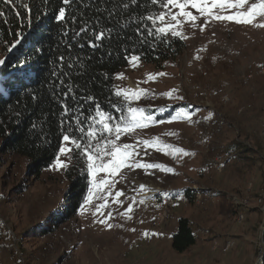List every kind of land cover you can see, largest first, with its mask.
I'll list each match as a JSON object with an SVG mask.
<instances>
[{
	"label": "rangeland",
	"instance_id": "374dc122",
	"mask_svg": "<svg viewBox=\"0 0 264 264\" xmlns=\"http://www.w3.org/2000/svg\"><path fill=\"white\" fill-rule=\"evenodd\" d=\"M203 24L200 18L195 28L182 25L179 55L157 64L128 62L114 77L116 90H147L131 106L150 110L154 121L119 143L158 137L189 154L149 147L145 155L141 144L137 159L174 171L121 169L112 192H124L123 203L109 198L103 215H94L104 203L94 200L51 222L69 203L67 169H55L56 156L36 180L25 158L0 153V264H264V28L212 21L201 30ZM5 54L0 49V60ZM149 73L166 75L145 82ZM180 108L190 119L168 122ZM60 158L70 166L72 158ZM182 188L195 191L192 202L178 194ZM133 197L127 219L120 213ZM108 211L111 229L96 222ZM180 216L196 238L182 253L169 239Z\"/></svg>",
	"mask_w": 264,
	"mask_h": 264
},
{
	"label": "trees",
	"instance_id": "16d2710c",
	"mask_svg": "<svg viewBox=\"0 0 264 264\" xmlns=\"http://www.w3.org/2000/svg\"><path fill=\"white\" fill-rule=\"evenodd\" d=\"M60 7H65L63 21L55 18ZM161 10L147 0L138 4L72 0L67 6L63 0H0V49L6 52L0 64V153L25 158L30 176L37 180L57 156L61 134L67 130L62 121L74 126L72 116L83 120L80 114H92L95 103L111 113L114 121L124 115L125 103L113 93L116 73L128 64L125 56L138 55L145 63L157 64L179 55L185 47L181 38L147 36L139 18ZM82 28L84 32L74 36ZM99 32H104L103 39L94 41ZM89 95L94 102L86 99ZM63 105L70 109L67 115ZM78 157V152L72 154L66 170L69 203L51 222L73 216L87 195L84 160ZM194 192L182 188L178 194L192 202ZM195 241L189 220L180 216L171 234V248L182 253Z\"/></svg>",
	"mask_w": 264,
	"mask_h": 264
},
{
	"label": "snow or ice",
	"instance_id": "6c2138e0",
	"mask_svg": "<svg viewBox=\"0 0 264 264\" xmlns=\"http://www.w3.org/2000/svg\"><path fill=\"white\" fill-rule=\"evenodd\" d=\"M4 2L8 3L10 0H4ZM71 2L72 0H63L65 6ZM131 3L138 4V0H131ZM147 3L162 9L158 13L148 14L139 18V23L143 25L147 36L156 39L163 40L168 36L172 38H184L180 30L182 25L190 23L195 28L200 18L204 20V24L200 25L201 30L212 21H227L264 28V0H255V2L253 0H147ZM24 7L27 8L28 6L25 5ZM123 7L127 8L128 4H124ZM193 10L198 15L194 14ZM55 18L59 21L65 19V7H60L59 13ZM108 31L110 32V30ZM136 31L140 32V27H137ZM82 32H84L83 28L80 32H76L74 36H79ZM103 37L104 32L95 33L94 41H101ZM19 42L17 41L16 43ZM141 43H144V41L141 40ZM9 50L11 51V49ZM125 59L128 60L130 65L135 67L138 65L140 57L138 55H126ZM3 63L4 61L0 60V64ZM163 75H166V73H149L145 82L153 81L157 76ZM117 76L121 78L123 74L119 73ZM70 91H72L71 88H69ZM175 91V89L170 90L164 93V95L171 96ZM146 94L147 90L139 87L136 89H117L113 95L123 99L126 112L115 121L112 114L103 110L98 103H95L92 114H80L83 116V120L75 115L72 116L71 121L75 122L74 126L71 122L62 121L67 130L61 134L62 139L59 142L60 146L54 162L55 169L59 171L69 168V164L62 160L61 156H68L71 159L72 154L78 152V158H83L84 168L82 170L86 172L88 177V186L87 195L83 197V203L80 205L82 210H86V207L92 204L94 200L103 199L104 203L97 204L96 212L93 213L94 215L97 213L103 215L102 210L108 206L109 198H111V202L113 203H123L119 198L125 195L124 192L117 190L114 192V195L112 192L116 183L114 178L121 169H143L146 172L151 169H160L167 172L174 171L171 167L160 163L147 162L142 158L137 159L140 156L139 146L141 144L145 147V155L148 154L146 150L149 147L173 157L177 156V154H189L182 148L162 143L158 137L138 140L135 145L119 143L122 135H130L136 129H145L149 127L150 123L154 122L152 115L145 114L143 108L131 106V101L138 100ZM64 95H68V92H65ZM86 99L94 102V97L90 95ZM178 99H183V97H178ZM115 106L113 104V107ZM80 107L84 106L80 105ZM62 108L63 113L67 115L70 109L67 105H63ZM212 115V113H209L205 119H211ZM178 119H190L187 108H180L168 122ZM85 121L88 123L85 124ZM160 123H164V121H160ZM173 134L168 133V135ZM101 173L103 175H100ZM145 187L143 184L139 186L141 191ZM132 200L133 203H129L127 209L123 213H120V215L127 219H131L129 213L133 211L135 198L133 197ZM112 217L113 213L108 211L104 218L96 222L111 229L114 225L108 221ZM131 230L135 231V229ZM143 235L147 237L149 233L145 231Z\"/></svg>",
	"mask_w": 264,
	"mask_h": 264
},
{
	"label": "crops",
	"instance_id": "0c3cea01",
	"mask_svg": "<svg viewBox=\"0 0 264 264\" xmlns=\"http://www.w3.org/2000/svg\"><path fill=\"white\" fill-rule=\"evenodd\" d=\"M173 232H174V231H173ZM173 232H172V233H173ZM172 233H171V234H172ZM169 239H170V244H171V235H170Z\"/></svg>",
	"mask_w": 264,
	"mask_h": 264
}]
</instances>
